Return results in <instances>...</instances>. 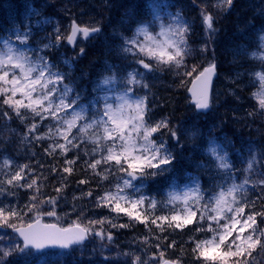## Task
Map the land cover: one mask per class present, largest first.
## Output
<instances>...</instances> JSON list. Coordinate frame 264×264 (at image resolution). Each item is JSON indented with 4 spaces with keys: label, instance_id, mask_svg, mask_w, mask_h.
I'll return each instance as SVG.
<instances>
[{
    "label": "snow or ice",
    "instance_id": "obj_1",
    "mask_svg": "<svg viewBox=\"0 0 264 264\" xmlns=\"http://www.w3.org/2000/svg\"><path fill=\"white\" fill-rule=\"evenodd\" d=\"M232 2L220 0L217 7H230ZM169 16L164 17L154 11L151 19L135 22L137 26L131 36H122L119 55L124 59L131 57L137 67L126 74H119V65H109L111 75L104 76L94 89L103 95L98 94L88 105L79 103V93L72 96L74 89L64 83L68 74L58 70L41 53L46 49L59 48L63 39L73 49L79 47L77 55L83 56L85 48L78 46L77 38L80 37L81 42L94 39L101 31L98 25H81L73 19L68 32L62 33L57 23L53 30L54 39L50 36L48 43L39 49L29 44L33 35L32 24H25L23 29L16 26L9 30L8 35L0 36V119L11 120L10 113L21 121L31 116L25 140L29 137L32 141L50 140L44 149L48 155H54L57 150L65 157L70 151L75 153L72 159L64 160L60 169L62 182L54 189L57 195L47 199L41 198L39 177L32 175L34 170L28 164H18L12 171V161L7 157L3 159L0 164V176L4 177L0 179V264H5L9 256L19 257L22 264H49L51 260L66 255L63 251L54 250L71 249L74 245L83 248L90 237L112 242L111 229L130 227L133 221L144 224L148 230L143 245L154 244L157 250L164 245V250L153 253L152 264H179L178 260L165 259V251L176 246L175 239L168 242V236L160 234L168 232L171 235L176 230L182 232L193 223L197 226L190 230L192 235L189 239L194 245L192 253L202 264H248L247 257L252 255V251L257 247L264 251V227L261 226L264 225V204L257 210L258 203L264 201V172L256 173L257 179L252 178L254 165L260 162L255 154L247 160L243 177L238 178L228 152L212 140L204 151L213 158L220 180L212 177L210 186L203 188L199 177H191V182L183 186L173 178L162 200L145 191L150 181L172 172L175 167L177 155L164 136L169 135L178 145L179 137L169 126L167 118L151 122L148 96L139 95L137 89L149 88L146 82L148 74L164 68L187 69L185 58L192 54L188 44L189 22L180 12ZM201 16L210 42L218 31L214 27V17L203 9ZM50 23H53L51 19L38 20L35 26ZM260 40L264 47V35ZM207 48L206 43L201 51H207ZM251 55L264 60V53L253 52ZM74 59L76 57L65 59L63 63L71 67ZM196 72L197 67L192 66L190 71L182 74L188 76ZM215 72L216 64L209 63L195 77L200 87L194 84L192 91L195 107L199 110L211 107L209 85ZM180 74L177 71V75ZM260 78L264 80V76ZM257 95L259 108L264 110V92ZM36 117L40 123L50 121L45 125V132H38ZM164 129L167 133L162 131ZM192 135L194 137L196 133ZM81 153L89 157L84 161V167L90 169L94 176L101 180H107L109 175L115 176L112 186L94 199L95 207L107 209L109 215L77 222L68 228L54 224L41 226L40 215H56L60 194L67 187L63 183L67 176L63 174L73 173V166ZM197 167L208 166L198 164ZM51 171L55 173L57 168L53 166ZM87 183L86 179L78 181L81 185ZM21 188L32 190L28 203L20 206L18 202L6 201L7 196L15 195V189ZM249 191L255 194L254 199L249 198ZM92 195L91 189L82 193V196ZM45 205L48 210L42 212ZM29 213L35 220L25 223L24 217ZM122 217H127L129 223L116 222ZM7 228L12 229V234L3 231ZM201 232L205 236L196 238V233ZM122 255L131 257V264H147L135 253Z\"/></svg>",
    "mask_w": 264,
    "mask_h": 264
},
{
    "label": "trees",
    "instance_id": "obj_2",
    "mask_svg": "<svg viewBox=\"0 0 264 264\" xmlns=\"http://www.w3.org/2000/svg\"><path fill=\"white\" fill-rule=\"evenodd\" d=\"M59 2L60 0H51L45 3L55 5L56 3L59 4ZM28 3L30 6L37 5V2L31 0H29ZM124 3L123 0H94L93 6L90 4L87 11L78 19L80 21H91L95 18L98 22L101 21L103 25L102 30L104 33H108V36L109 34L113 35L114 32H124L126 30L125 26L131 22L129 14L135 13V15L139 17L147 16L141 3L135 4L133 9H130L128 12L126 11ZM1 6L0 4V35L9 24L7 19L8 13H6L5 9ZM254 6L253 3L241 1L235 5L232 9L233 11L225 14V16L217 15V22L221 33L217 40L213 38L210 42L208 39L205 40L198 30L189 34V37L192 36V39L190 37V41L188 42L189 47L192 49V54L185 58V62L188 66L187 69L178 70L181 74L177 75L176 73V75H172V80L170 74L165 75L164 78L160 80L149 75L147 79L149 88L138 91L139 95L148 96L151 122L167 118L170 121L169 126L175 129L179 137V145H183V147H180L177 141L171 139L169 135L164 136V139L168 140L169 145L173 146V150L177 155V161L174 162L175 167L172 172L166 173L163 176H158L155 180L150 182V187H154L157 190L161 188L168 189L173 178L181 186L187 180H190L191 177H199L200 181H203V183H209V177L205 172H201L199 170L201 168H198L197 165L208 164L205 162L206 156L204 154V149L211 140L218 142L224 147H231V149L236 150L237 154L235 158H237V161H239V159H241V161H247L253 154L257 156L258 161L264 158V136H262L264 131V110L259 108L256 85L251 84V82L245 84L241 81L227 83L224 78L226 73H232L237 68L235 63L230 64V62H233L236 58L234 47L240 43V38H238L237 35L238 31L246 29L245 24H247L249 20H251L253 26L264 23V7L261 9V15L256 16ZM183 9L186 11L191 9V13L195 18L199 14L198 11L193 8L187 9L183 7ZM202 9L203 8L200 7V10ZM203 10L207 12L206 9ZM109 38L113 40V38ZM206 43L208 44L207 51H201ZM197 46L201 47V49L197 48ZM63 52L64 53L57 58V61H61L65 68L78 77V81H81L83 85H81V87L90 91L97 87V84L104 76L111 75L109 65H119V74H125V71L129 67L127 61L116 54L112 46L109 45L108 40L102 37L94 42L92 46L85 49V55L83 56H78V52L73 54L69 49H65ZM74 55L77 56L76 59L71 61V67L63 63L65 59L75 57ZM54 56L56 57V54ZM209 59L215 60L219 69L216 89L225 93V91L228 90L227 88H230L233 94H230L228 98H226V105L223 107L217 106V104H223L221 102L218 103L217 98H215L214 111H212L215 115L211 116L209 113L204 114L207 116V119L203 120L204 116L196 113L194 108L190 105L187 89L191 80L198 74V71L202 70L208 64ZM224 63H229V65L225 66ZM192 66L197 67L196 73H192V75L188 76L182 74L184 71H190ZM239 101L241 102L239 103ZM241 111H245L246 119L240 116L239 112L241 113ZM249 113H253V115H249ZM10 115H12L11 120L0 119V130L4 129L2 125L6 124L7 121H11L10 127L26 132L27 125L30 123L29 117L21 121L13 114L10 113ZM187 130L196 133L195 140L192 142L186 139ZM162 131L167 133L166 129ZM156 135L159 136L160 133ZM229 141L231 143H229ZM1 142L0 148H2ZM45 145L46 143L36 144L32 150L33 152L26 156L23 153L21 154V150L17 148L11 151L10 154H8L7 149H5V151L0 149V164L3 163L5 157L16 160V158L21 155L25 156V163L28 165L38 159L40 160V163L36 165V168H40L34 171V175L35 177H39L38 181L41 185L42 199L57 195L54 189L60 187L62 182L60 169L64 166V160L72 159L75 155V153L71 151L67 153L66 157L61 156L59 152H56L54 155H48L44 152L46 148ZM88 159L87 156L81 153L80 159H78L73 166V173L71 175L67 173L63 174L67 176V180L63 181L67 187L62 190L60 199L57 202V205L61 207L66 206L73 208L75 212H77V219L82 222H86L88 219H99L102 215H109L107 209L95 207L94 199L98 194H102L103 190L110 187L111 178L109 176L107 180H101L100 177L94 176L90 169L84 167V161ZM259 163L256 165L257 173L264 172L262 163ZM41 165H43V167H41ZM53 166L57 168L55 173L51 171ZM41 171L42 174L40 175ZM3 178L4 177L0 176V179ZM81 179H86L89 183L83 185L78 184V181ZM89 189L93 191L92 197L82 196V193H86ZM14 191L15 199L9 202H18L20 206L28 203L29 197L32 195L31 189L22 188L15 189ZM74 197H79V199H74ZM46 207L48 206L45 205L42 211H45ZM32 217L33 214L29 213L28 216L24 217V222H29ZM116 222L128 224L129 220L127 217H122ZM196 226L197 225L193 223L182 232L176 230L172 232L171 235H169L168 232L160 234L161 236H168V242L173 239L176 241V246L174 248H169L165 251V258L178 260L182 264H202V261L195 259L192 253L194 245L189 239L192 235L190 230ZM105 227L107 228V225H105ZM151 227L154 232L157 231L154 225ZM111 231L118 243L136 242L140 246L153 251L152 253H158V251L164 250L163 244L159 250L154 247V244L152 246L143 245V238L148 235V230L142 223L133 221L130 227L115 228L111 229ZM204 236L205 233H196V238L198 239ZM102 242L114 249L118 247L104 241ZM79 255L82 254L80 253L72 258L68 264H75L73 260H79ZM247 260L248 264H264V251L258 247L255 251H252V255L247 257ZM5 264H12L9 261V257L6 258Z\"/></svg>",
    "mask_w": 264,
    "mask_h": 264
},
{
    "label": "rangeland",
    "instance_id": "obj_3",
    "mask_svg": "<svg viewBox=\"0 0 264 264\" xmlns=\"http://www.w3.org/2000/svg\"><path fill=\"white\" fill-rule=\"evenodd\" d=\"M22 1H24V0H22ZM257 1L262 3L261 0H257ZM60 2L62 5L56 9L57 16H59V18H56L53 21V23L41 24L38 27L35 26L36 22L38 20H44L45 18L41 14L40 11H33V10L29 9L26 14L22 15V17H21L22 21L20 23L12 25V27L9 30L14 29L16 26H19L21 29H23L25 24H32L33 25V28H32L33 35L29 38V44L33 48H36V49L41 48L43 44L48 43V38L50 36L54 39V31L53 30L56 27L57 23L59 24L60 31L62 33H67V29L69 30V25L72 22L71 18H74V16L76 14L80 13L83 10V7L78 5V3H76L75 1L60 0ZM200 2L203 4H206V5H213L219 11H226V10L230 9V7H228L227 5H222L220 7H217V5L220 3V0H200ZM4 3L9 8L10 11L13 10L10 1H4ZM190 3H191L190 1L186 2V4H188V5H190ZM37 13H38V15H37ZM61 19L66 20V22L61 23ZM247 25L248 26H246V28L249 29V31H243L244 29H241L237 33L238 38H241L242 42H241V44H238L237 46L234 47L235 53L237 55V59H235L233 62H230V64H233L236 62L239 65V69L234 70V72H232V73H229V72L226 73L224 78H225V81L227 83L228 82H234L237 80H244L246 83H248L249 81L253 80L254 82H256L261 87V92H264V80H262L260 78L261 76H264V60H261L259 58H254L251 55L253 52L264 53V47L261 46L262 42L260 40V37L262 35H264V31L252 30V29L250 30V25L249 24H247ZM247 32H249V33H247ZM8 33H9V31L7 32V35H8ZM117 43L121 47V45L123 43V39L121 36H119V41ZM85 45H87L86 41H83V42L80 41L78 46L84 47ZM111 45H114V44L111 43ZM120 47L118 48V50L120 49ZM113 48H114V50H116L117 47L114 45ZM53 49H57V48L46 49L41 54H44L45 52L51 51ZM131 61H132V58H131ZM224 64H225V66L229 65V63H224ZM172 70L175 71V69H172ZM65 73H67V72H65ZM67 77H68V75H66L65 79ZM67 84H69L72 87L71 83L67 82ZM86 92H87L86 89L83 92L82 91H80V92L76 91L75 92V93L80 94L81 99H80L79 103L87 105V102L92 101L98 94L103 95V93H98L97 95H93L91 93V94L87 95ZM108 95L111 96L112 93H108ZM222 95L219 92L217 94V96H222ZM84 97H86L87 99H86V101L83 102L82 100ZM221 103H222V100H221ZM241 115H245V114H243V112H242ZM244 118H246V117L244 116ZM35 122L39 124V128H38L39 133L45 132L46 131L45 125L50 123L49 120H45L43 123H40L39 117L35 118ZM42 126H44V129H41ZM2 127L4 129L2 132H0V139H3L4 141L9 142V143L15 141V142H18L19 144H21L22 146H24L25 148L26 147H32L36 143L41 142V141H47V142L51 143V141L48 139H42L39 141H32L31 137H29L28 140H25L24 135H20V136L16 135V134H21V133L11 129L10 127H8L6 125H2ZM186 135H187L186 139L190 140L191 142L195 138V136L193 137L192 132H190V130L186 131ZM263 135H264V132H263ZM89 147H91V146H89ZM24 151L25 150H22L21 153H23ZM208 157L212 161V166L207 167L206 170L209 171V176L211 178V182H212V177H215L216 180H220V176H218L217 172H216L215 163L213 161V158L210 155H208ZM230 162H231V160H230ZM232 165L237 170L236 171L237 177L242 178L243 175L245 174L244 169L247 167V164L242 165V166L241 165L235 166L234 163H232ZM263 166H264V163H263ZM39 168L40 167H37L36 169L39 170ZM41 174H42V171L40 172V175ZM114 182H115V176H113V183ZM248 196H249V198H253V199L255 198V194L252 191H249ZM10 198H12V196H10ZM261 204H264V201L258 203L257 210H259ZM73 212H75V210L73 208H71V210L70 209L68 210L66 206L61 207L58 205V206H56V215L55 216H47V215H43V214L41 216L45 217V219L47 221H49L50 223H57V224H60L61 226H63L64 223H72L71 225H74L77 222H74L73 218L71 217ZM157 212H159V210ZM261 226L263 227V225H261ZM104 241L108 242L107 240H104ZM114 241H115V239H113L112 242H114ZM129 244L130 245H127V247H125L126 252L135 253L136 255H139L141 257L142 261H147V264H152V260H151L152 255L148 254L145 249H143L142 247H139L134 242H130ZM96 251H99L102 255L101 256L96 255V253H95ZM86 253H88L87 257L90 260V264H91V261H93V264H130L129 262L126 261L125 258L121 257L116 252L110 251L107 248H102V247L97 248V246L92 245L89 249L86 250Z\"/></svg>",
    "mask_w": 264,
    "mask_h": 264
},
{
    "label": "water",
    "instance_id": "obj_4",
    "mask_svg": "<svg viewBox=\"0 0 264 264\" xmlns=\"http://www.w3.org/2000/svg\"><path fill=\"white\" fill-rule=\"evenodd\" d=\"M215 74H216V72H215ZM214 77H215V75L211 78L210 85H209V88H210V96H211V89H212V83H213ZM194 84H196L197 88H199V87H200V82L197 81V80H195V81L193 82L191 88H190V94H191V96H192V98H193V101H194V97H193V91H192V90H193V85H194ZM198 110H199V109H198ZM39 223H40L41 226H43L42 223H41V221H39Z\"/></svg>",
    "mask_w": 264,
    "mask_h": 264
}]
</instances>
